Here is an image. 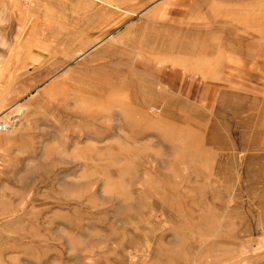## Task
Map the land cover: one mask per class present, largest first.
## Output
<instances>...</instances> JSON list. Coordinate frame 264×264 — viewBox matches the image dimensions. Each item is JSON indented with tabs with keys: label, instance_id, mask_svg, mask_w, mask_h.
<instances>
[{
	"label": "rangeland",
	"instance_id": "obj_1",
	"mask_svg": "<svg viewBox=\"0 0 264 264\" xmlns=\"http://www.w3.org/2000/svg\"><path fill=\"white\" fill-rule=\"evenodd\" d=\"M0 264H264V0H0Z\"/></svg>",
	"mask_w": 264,
	"mask_h": 264
},
{
	"label": "bare ground",
	"instance_id": "obj_2",
	"mask_svg": "<svg viewBox=\"0 0 264 264\" xmlns=\"http://www.w3.org/2000/svg\"><path fill=\"white\" fill-rule=\"evenodd\" d=\"M131 43V42H130ZM132 44V43H131Z\"/></svg>",
	"mask_w": 264,
	"mask_h": 264
}]
</instances>
